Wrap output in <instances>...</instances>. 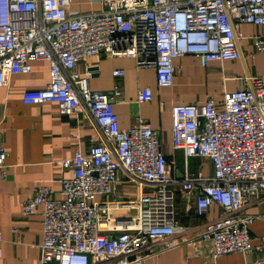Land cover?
Listing matches in <instances>:
<instances>
[{
  "label": "built area",
  "instance_id": "1",
  "mask_svg": "<svg viewBox=\"0 0 264 264\" xmlns=\"http://www.w3.org/2000/svg\"><path fill=\"white\" fill-rule=\"evenodd\" d=\"M73 3L0 0V88L10 76L30 74L31 64L43 61L49 83L24 92L23 103H53L66 117L86 114L100 137L85 155L59 162L70 172L59 179L61 199L39 186L21 204L22 215L39 210L43 218L39 264H145L147 256L181 245L192 247L181 264L199 257L201 248L213 261L253 254L258 247L252 246L251 227L264 216L247 215L242 208L264 196V74L220 98L171 106L173 149L184 159L208 160L211 169L209 174L186 169L178 181L149 123L138 118L120 128L113 104L120 86L110 93L93 91L88 72L78 74L76 67L100 54L123 57L137 69H152L157 87L165 89L173 85L176 59L194 56L204 68L239 59L243 25L261 30L251 42L255 53L264 55V0H90L100 9L82 13ZM111 76L123 78L125 70ZM153 99L149 88L136 94L138 104ZM6 157L0 144V180ZM120 184L132 187L136 198L116 199ZM176 186L193 198L198 218L220 209L188 240H174L191 230L176 219ZM121 211L135 215H114ZM259 240L264 248V236Z\"/></svg>",
  "mask_w": 264,
  "mask_h": 264
},
{
  "label": "crops",
  "instance_id": "2",
  "mask_svg": "<svg viewBox=\"0 0 264 264\" xmlns=\"http://www.w3.org/2000/svg\"><path fill=\"white\" fill-rule=\"evenodd\" d=\"M72 9L77 12L98 11L100 4L90 0H73ZM242 38L238 40L240 58L232 62L211 63L201 66L194 56L174 60V81L165 89L156 85L152 69H137L135 63L123 58H111L106 54L88 59L76 67L78 74H89L90 88L96 92L110 93L117 84L121 94L113 101L119 126L126 129L142 119L150 124L159 138L161 150L171 164V177L183 180L187 170L202 169L209 174L210 163L202 159H184L179 150L171 144V106L200 103L208 97L220 98L225 91L246 89L248 78L264 74V55L255 53L251 38L261 30L252 25L240 26ZM252 58L261 61L255 70ZM30 74L10 76L7 85L0 88V144L7 152L4 177L0 180V264H39L42 242V215L39 210L29 216L21 214V204L31 197L34 189L46 186L52 197L61 199L59 179L69 178L70 172L59 162L70 160L74 154L85 155L90 146L99 142L97 130L86 114L69 117L58 114L55 104L26 105L22 94L26 91L43 89L48 85L49 66L43 61L31 64ZM125 70L123 78H113L112 71ZM149 88L154 95L150 104H138L136 94ZM121 179H125L121 173ZM133 188L125 184L117 186L115 198L136 197ZM177 195L175 210L179 225L190 227L183 236L187 240L201 232L204 223L218 217L220 209L211 208L209 214L198 218L193 210V198L184 197L180 187H174ZM250 216H264V196L253 197L242 208ZM132 217L134 212L121 211V216ZM251 227L252 246L258 249L249 255L233 254L213 261L206 248L200 249V256L190 258L186 264H264V248L259 240L264 236V219L254 220ZM14 230V231H13ZM192 247L181 245L170 251H157L145 258V264H181Z\"/></svg>",
  "mask_w": 264,
  "mask_h": 264
},
{
  "label": "rangeland",
  "instance_id": "3",
  "mask_svg": "<svg viewBox=\"0 0 264 264\" xmlns=\"http://www.w3.org/2000/svg\"><path fill=\"white\" fill-rule=\"evenodd\" d=\"M251 60H252V62H254V64H255V66H254L255 70L258 69V67L260 68V66H261V61H260V59H258V58H257V59H256V58H255V59L252 58ZM259 65H260V66H259ZM114 215L117 216V215H119V213H118V212H115Z\"/></svg>",
  "mask_w": 264,
  "mask_h": 264
}]
</instances>
